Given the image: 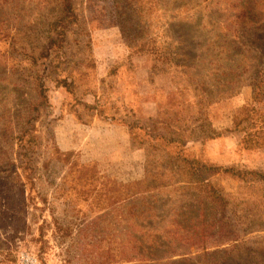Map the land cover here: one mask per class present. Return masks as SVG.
I'll return each instance as SVG.
<instances>
[{"label": "rangeland", "instance_id": "374dc122", "mask_svg": "<svg viewBox=\"0 0 264 264\" xmlns=\"http://www.w3.org/2000/svg\"><path fill=\"white\" fill-rule=\"evenodd\" d=\"M69 1L68 18L59 0H0V264H264V0ZM152 42L185 67L139 50ZM168 156L217 167L229 204L157 245L150 226L191 200L158 194L164 217L141 222L119 186Z\"/></svg>", "mask_w": 264, "mask_h": 264}, {"label": "trees", "instance_id": "16d2710c", "mask_svg": "<svg viewBox=\"0 0 264 264\" xmlns=\"http://www.w3.org/2000/svg\"><path fill=\"white\" fill-rule=\"evenodd\" d=\"M63 7V16L72 17L71 10L72 4L69 0H59ZM67 14V15H66ZM64 28H61L63 30ZM63 31L61 34H58L57 37L63 38ZM131 49H133L131 47ZM140 51H146L151 54L163 57L167 64L174 65L176 68L185 67L186 59H178L181 56L173 55L174 52L171 51L170 46L166 42L141 45L139 47ZM261 85L264 88V78L261 80ZM262 103V102H261ZM261 132H256V135L261 134V139L264 141V107L261 108ZM239 117L235 118L234 122L238 121ZM246 118H242L240 122H246ZM173 142V141H171ZM170 143V142H169ZM21 145V144H20ZM163 164H166L164 168L163 175L159 178H153L152 176L148 178L146 176L143 181L129 184V185H120L119 191L121 194V206H124L126 200H132L135 208L134 214L138 215V220L142 222L143 213L149 214L152 222H157L164 217L163 212H161L162 217L157 214L156 206L158 205V194L162 198L166 199V202H170L175 195L182 197L181 205L184 200H191L193 209L180 207L179 210L175 211L173 217L169 221V226L162 225V222H159L161 226L152 227L149 224L150 228L154 231V234L163 233L164 238L160 240L157 236L152 237L154 243L157 245L162 244V241H165V237H177L185 238L184 236H191L185 238L186 240L195 239V235L199 232L204 233L206 231L205 223L203 222V215L201 216L202 220H199V215L201 208L204 207V204L216 206L220 210H224L228 204V196L225 194L223 188L215 183H213L208 174L209 172H217V167L208 166L194 158H187L183 156H176L170 158L169 156L163 160ZM165 173L169 175L168 178H165ZM225 174L229 175L232 178H237L239 180H244L246 175L251 177H260V174L256 172H247L244 171L242 174L238 172L234 167H230L224 171ZM148 175V174H147ZM264 180V175L261 174V181ZM171 197V199H170ZM164 203L161 205L163 206ZM149 218V219H150ZM214 229H217L215 225ZM136 227H142V224H136ZM208 228V227H207ZM171 229V230H169ZM213 229V230H214ZM142 230H146L142 227ZM193 231V233H192ZM196 240H193L195 242ZM196 243V242H195ZM194 243V244H195Z\"/></svg>", "mask_w": 264, "mask_h": 264}, {"label": "built area", "instance_id": "2783aa9c", "mask_svg": "<svg viewBox=\"0 0 264 264\" xmlns=\"http://www.w3.org/2000/svg\"><path fill=\"white\" fill-rule=\"evenodd\" d=\"M23 264H38L37 260L30 257H25L22 259Z\"/></svg>", "mask_w": 264, "mask_h": 264}]
</instances>
